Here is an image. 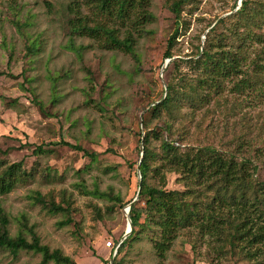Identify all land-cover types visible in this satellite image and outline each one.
I'll return each instance as SVG.
<instances>
[{"label": "rangeland", "instance_id": "rangeland-1", "mask_svg": "<svg viewBox=\"0 0 264 264\" xmlns=\"http://www.w3.org/2000/svg\"><path fill=\"white\" fill-rule=\"evenodd\" d=\"M173 1L153 0L148 12L154 19L140 17L131 28L100 10L98 0H0V150L7 152L0 157L23 162L35 174L26 186L0 196L12 237L23 233L31 242L34 231L42 245L76 264H111L115 242L129 229L126 209L139 192L143 116L176 81L165 59L176 28ZM186 1L182 18L189 29L181 30L176 51L181 56L175 58L194 54L204 45L208 25L216 20L212 29L236 12H230L234 0ZM85 26L117 28L121 40L133 38L134 53L114 49L104 33L73 32ZM225 97L221 110L211 106L205 142L252 160L264 180V97ZM64 142L97 154V160ZM41 145L49 153L34 154ZM168 178L169 189H182L176 175ZM48 201L68 211H52ZM41 261L33 251L0 250V264ZM121 264L244 262L214 251L197 230H184L165 260L144 235L127 248Z\"/></svg>", "mask_w": 264, "mask_h": 264}, {"label": "trees", "instance_id": "trees-1", "mask_svg": "<svg viewBox=\"0 0 264 264\" xmlns=\"http://www.w3.org/2000/svg\"><path fill=\"white\" fill-rule=\"evenodd\" d=\"M152 1L98 0L100 10L112 15L119 26L131 28L138 27L141 18L154 19L148 12ZM238 2L234 0L230 12L237 8ZM186 5V0H174L169 5L176 28L168 40L165 59L181 56L176 54L177 39L181 30L189 29L182 18ZM215 21L202 34L203 46H197L196 52L187 58L178 57L169 63L176 81L168 83L165 98L143 116L145 135L139 139L143 153L140 151L137 161L142 178L138 203L143 205L136 203L131 207L133 231L122 244L121 240L115 242L120 246L113 264H121L127 248L144 235L152 242L156 256L165 260L184 230H197L221 255L244 264H264V180L256 176L257 166L252 160H240L237 155L205 142L208 133L205 122L213 112L211 106L221 110L223 100L227 101L226 93L264 97V0H243L238 11L210 29ZM76 29L73 32L80 36L84 31L104 33L114 49L134 53L133 38L121 40L117 28ZM199 40L201 43L200 36ZM152 121L157 124L150 129ZM64 144L83 152L92 161L97 160V154L81 146ZM49 151L41 145L33 153L41 155ZM6 153L0 150V155ZM170 174L177 176L175 182L182 189L168 188ZM34 175L24 169L23 162L9 163L0 157V196L26 186ZM36 199L47 201L40 194ZM48 203L52 211H68L53 201ZM119 203L123 205L122 200ZM9 225L8 215L0 210V250L14 255L20 250L39 253L42 255L39 264L51 260L76 264L60 250L50 251L42 245L34 231L31 242L23 233L12 237Z\"/></svg>", "mask_w": 264, "mask_h": 264}, {"label": "water", "instance_id": "water-1", "mask_svg": "<svg viewBox=\"0 0 264 264\" xmlns=\"http://www.w3.org/2000/svg\"><path fill=\"white\" fill-rule=\"evenodd\" d=\"M242 1L243 0H239V2H238V6H237V8L235 9V11H238L240 8H241V6H242ZM231 14V13H230ZM230 14H226L225 16H228V15H230ZM224 16V17H225ZM217 23V22H216ZM175 58H173V59H168L167 61H166V66H168V64L172 61V60H174ZM141 150H142V153H143V147L141 148ZM139 165H140V162H139ZM138 174H139V178H140V182H141V175H140V170H139V168H138ZM139 195H140V190H139V192H138V195H137V198H136V200L135 201H133L131 204H130V206L126 209V213H127V216H128V223H129V226H130V230L129 231H127L126 232V234L123 236V238L121 239V242H120V244H122L131 234H132V231H133V225H132V222H131V219H130V210H131V207L135 204V202L136 201H138V197H139ZM120 244H119V246H120ZM114 263V260H112L111 261V264H113Z\"/></svg>", "mask_w": 264, "mask_h": 264}, {"label": "built area", "instance_id": "built-area-1", "mask_svg": "<svg viewBox=\"0 0 264 264\" xmlns=\"http://www.w3.org/2000/svg\"><path fill=\"white\" fill-rule=\"evenodd\" d=\"M112 247H113V246H112ZM118 247H119V245H117V246L114 247V252H115L114 256H115L116 253H117ZM114 256H113V257H114Z\"/></svg>", "mask_w": 264, "mask_h": 264}, {"label": "bare ground", "instance_id": "bare-ground-1", "mask_svg": "<svg viewBox=\"0 0 264 264\" xmlns=\"http://www.w3.org/2000/svg\"><path fill=\"white\" fill-rule=\"evenodd\" d=\"M130 230V226H129V229H128V231Z\"/></svg>", "mask_w": 264, "mask_h": 264}]
</instances>
